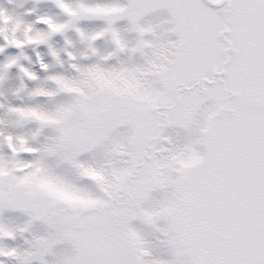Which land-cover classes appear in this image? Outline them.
Wrapping results in <instances>:
<instances>
[{"label":"snow or ice","instance_id":"6c2138e0","mask_svg":"<svg viewBox=\"0 0 264 264\" xmlns=\"http://www.w3.org/2000/svg\"><path fill=\"white\" fill-rule=\"evenodd\" d=\"M0 264H264V0H0Z\"/></svg>","mask_w":264,"mask_h":264}]
</instances>
